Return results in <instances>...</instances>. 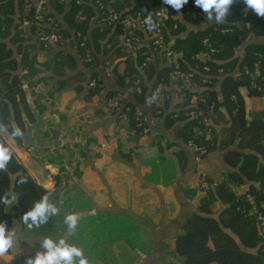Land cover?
<instances>
[{"label":"trees","instance_id":"1","mask_svg":"<svg viewBox=\"0 0 264 264\" xmlns=\"http://www.w3.org/2000/svg\"><path fill=\"white\" fill-rule=\"evenodd\" d=\"M96 1H99V5L103 3L113 8L122 19L126 15L135 17L139 13L144 22L151 13L153 22L160 25L158 35L166 49L180 52L176 61L178 64L156 70V59L162 56L165 50L161 51V55L160 47H156L153 41L156 36L150 35L147 25L144 23L143 26L122 31L124 28L121 30L119 23H102L99 6L94 3ZM38 2L39 0H0V125L11 134L12 118L19 128L24 130L21 110L30 118L32 115L26 103L22 80L26 81L29 87L33 86L32 78L44 64L37 59V53L33 52L35 45L30 43L32 38L19 29L23 19L30 21V35H36V40L42 45L45 41L41 36L51 34L61 37L58 42L66 38L70 43L75 41L80 59L86 64L91 63L92 56L90 45L85 38L91 17L100 24L95 29L96 37H103L110 31L113 36L119 35L122 31L124 39H136L140 43L135 45V53H132L128 43L116 48L113 53L115 58H122L116 64L115 71L120 84L124 85L125 78L130 83L132 75L138 71L137 66L147 59L150 61L144 76L147 83L152 79V93H155L158 83H171L174 70L191 74V87L182 85L179 79H173L177 83L175 110L163 116L165 122L169 127L177 123V132L185 144L192 142L203 147L205 153L199 154L201 158L219 150L224 154V162L230 167L220 183L213 184L205 177L210 186L206 189L200 185L204 195L199 199L197 212L185 222V232L175 238L177 255L184 258V264H264V235L261 234L255 216L249 212L251 205L247 199V194H251L258 209L264 214V108L258 110V117H252V110L247 108L246 95L243 92L245 90L250 98L264 93V43L252 38L264 36V18L247 8L243 0H236L225 23L214 21L182 37L180 33L185 29V20L198 26L204 22V16L207 14L202 10L201 15L192 14L183 6L179 12L173 9L169 19L161 21L156 16V11L165 5L163 0H51L50 7L60 13L67 4L64 17L73 30L69 35L53 19L46 3L43 2L41 17H37L35 11L30 14ZM188 3H195V0H188ZM242 48V56L236 55ZM204 52L210 53L209 58L203 56ZM151 56L154 57V62L151 61ZM68 59L66 54L60 52L53 62H45L44 65H50L52 72L58 74L68 66ZM122 66L124 71L120 73ZM205 66L209 67L208 72L204 71ZM19 68L22 74L17 73ZM220 68L225 69L224 73L219 71ZM256 72H259V76L253 80L252 74ZM145 87L144 94L138 97L142 98L147 93L148 87ZM100 91L98 86L89 89L91 95L99 94ZM179 93L185 95L184 100L179 99ZM193 99L195 102H192ZM129 105L131 106L130 103ZM223 108L226 109L227 115ZM156 109L160 110L158 106ZM194 111L199 113L196 118L191 117ZM163 114L162 111L159 116ZM205 116H211L214 121L216 117L217 120L223 118L225 125L221 126L220 134L214 127L212 137L207 138L203 123ZM128 118L135 128L132 118ZM136 132L139 133L138 130ZM16 139L19 142L22 140ZM0 143L10 148L2 136ZM12 153L7 169L0 171V196L6 192L15 193L21 214L31 210L35 202L45 194H50V202L59 206V198L65 186V168L62 167L59 173L53 176L56 183L54 189L46 190L29 175L15 152ZM58 158L63 159L62 155ZM21 177H27V183L20 184L18 181ZM233 186L242 187L244 191L237 194L232 189ZM218 201L224 206L219 214L213 215L211 207ZM4 221L10 230L12 217L6 211V206L0 204V222Z\"/></svg>","mask_w":264,"mask_h":264},{"label":"crops","instance_id":"2","mask_svg":"<svg viewBox=\"0 0 264 264\" xmlns=\"http://www.w3.org/2000/svg\"><path fill=\"white\" fill-rule=\"evenodd\" d=\"M42 1L47 4L53 19L71 35L73 30L64 17L67 4L60 13L50 7L51 0H39ZM33 13L34 9L30 14ZM204 17V22L198 26L185 20V29L180 36L185 37L190 31L214 22L208 20L207 15ZM22 21L19 29L32 38L30 43L35 45L33 52L37 53V59L41 63L53 62L60 52L69 57V67L66 66L61 73L54 74L50 65L43 64L32 78L33 86L29 87L25 81V89L30 94L28 105L32 118L23 111L21 117L24 127L25 123L35 122L32 111L39 112L43 116V126L33 131L34 139L60 140V143L59 146L47 149L26 147L1 125L0 136L22 161L23 167L35 182L52 191L56 185L53 176L64 167L65 186L59 198V214L50 217L47 224L38 228L27 229L20 220L22 214L16 201L6 206V211L12 217L10 230L16 232V238L9 252L0 257V264H24L25 256L42 251L40 244L46 236L57 242L64 238L68 244L73 239V242L77 241V247L91 250L87 246H90L89 240L91 245L94 243L90 237L98 235L93 227L98 220H109L111 223L103 237L107 247H112L109 242L113 241L115 229L112 220L115 216L122 218V222L132 219L137 223L145 236L141 243L146 244L147 250L136 249L141 255L135 261L131 260V256L128 260L125 255L131 249L126 242L122 243L127 246H121L124 250L120 258L121 264H184V258L176 253L174 242L178 234L185 232L187 219L197 212L199 199L204 195L200 187L201 179L204 176L213 184L220 183L230 167L224 162L222 151L216 150L201 158L183 142L177 132V123L167 126L163 116L175 110L177 83L173 81L174 77L170 84L164 85L165 96L162 98L152 93V79L147 83L148 91L142 98L128 90L127 78L123 81L124 85L120 84L115 71L116 64L122 58H115L113 53L116 48L126 44L122 24L119 25L122 30L119 35L113 36L110 31L103 37H96L95 29L100 24L91 17L85 38L92 56L91 63L86 64L80 59L75 41L70 43L62 39L59 42L47 41L42 45L36 40V35H30V21ZM252 38L264 43V36ZM147 44L148 41L145 45ZM243 50L244 48L238 50L236 55L242 56ZM178 57L180 52L175 54L172 61L158 56L156 70L163 66L177 65ZM151 61H155L153 56ZM123 71L122 66L119 72ZM20 73L22 74L21 71ZM92 80L96 82L95 86L101 88L99 94H90L89 89L93 87L89 86V82ZM119 91L127 93V104L130 103L134 109L145 113L151 125L150 134L137 133L129 118L107 108L106 98L112 92L115 94ZM243 92L247 108L252 110V117H258V110L264 108V93L250 98L245 90ZM157 106L164 112L161 117L159 114L162 111L157 110ZM223 110L227 115L226 109ZM217 119L216 117L214 121L212 118V127L214 129L215 124V129L220 134L221 126L225 124L223 118ZM12 127L19 128L14 121ZM59 155L63 159L58 158ZM47 165H52L53 170L46 169ZM232 189L237 194L244 191V188L238 186H233ZM223 206L219 201L212 205V214H219ZM69 213L79 217L72 233L68 232L67 225L64 224V217ZM128 234L121 233L129 238ZM107 247L105 246L106 250L110 251ZM94 257V264H113L105 255L100 260L99 256Z\"/></svg>","mask_w":264,"mask_h":264},{"label":"clouds","instance_id":"3","mask_svg":"<svg viewBox=\"0 0 264 264\" xmlns=\"http://www.w3.org/2000/svg\"><path fill=\"white\" fill-rule=\"evenodd\" d=\"M163 3L179 12L188 3V0H163ZM234 3L236 0H195V5L207 14V19L214 20L216 23L226 22ZM243 3L247 8L252 9L257 16L264 18V0H243ZM144 23L149 31L156 27L151 13L145 18ZM11 135L16 138H23L24 133L20 128H15L11 131ZM12 155L11 149L0 143V171L7 169ZM18 182L20 184L27 183V177H21ZM49 195H43L38 202H35L31 210L21 215L20 220L28 230L47 224L50 217L59 214L58 206L50 202ZM16 200L17 195L12 192H6L0 196V204L5 206L13 204ZM78 220L79 217L74 213L65 215L64 224L67 225L69 233L75 231ZM15 238L16 232L8 229L7 222H0V257H3L13 247ZM40 249L42 251H36L34 255L25 256L24 264H89L88 258L84 255V250L74 244L66 243L64 238H60L57 242L50 236H46L40 244Z\"/></svg>","mask_w":264,"mask_h":264},{"label":"built area","instance_id":"4","mask_svg":"<svg viewBox=\"0 0 264 264\" xmlns=\"http://www.w3.org/2000/svg\"><path fill=\"white\" fill-rule=\"evenodd\" d=\"M96 5L99 6V10H100V16H101V22H105V21H113L119 24H122V26H124V30H131L134 28H137L138 26H143L144 22L143 20H141L140 18V14L137 13V15L135 17L131 16V15H126L123 19L121 18V15L116 12L115 10H113V8L111 7H107V4H98L99 1L94 2ZM184 7L189 10L192 14H196V15H201V8L197 7L195 5V3L192 4H185ZM43 9V1L42 2H38L36 7L34 8L35 13L37 14V17H41L40 13ZM173 8H171V6L169 5H164L162 7V9H158L156 11V16L159 17L161 19V21L164 20H168L169 19V15L172 13ZM160 25L159 23H156V27L152 30L149 31L150 35L152 36H156L154 41V44L160 47L159 52L161 54V51L165 50V53L160 56L161 59L163 60H167V61H172V59L175 57V52L166 49V45L164 44V42L162 41V39L159 37L158 34H160V29H159ZM148 33V34H149ZM41 39L44 40L45 42L47 41H52V42H57V40L61 39V37L57 34H51V35H46L41 36ZM65 41L69 42V40L64 39ZM124 41L126 43H128V45H130V49L132 50V53L134 52V49L136 48V46L140 43V41L134 39L131 40L130 38H126L124 39ZM206 43V41H205ZM82 45H84V42L82 43ZM136 45V46H135ZM206 45H208L206 43ZM214 51V49H212ZM211 53V51H210ZM210 53H203V56L205 58H209ZM152 58V56H151ZM150 61V59H147L146 62L142 63V65L137 66L138 71L135 72L132 75V80L130 83H128L127 87L128 90L131 91L132 93H135V95L140 96L142 94H144L145 91V86L147 85V81L145 79V68L148 65L147 63ZM210 69L209 67H204V71L208 72ZM219 71L221 73H224L225 69L224 68H220ZM248 72V70H247ZM257 76H259V72H256L255 74H252V78L253 80L257 79ZM173 77L174 79H179L182 82V85L186 86V87H191V83H190V78L192 77L191 74H186L183 73V71L180 70H174L173 71ZM96 84V82L94 80L89 82V86L90 87H94ZM257 85V84H254ZM156 90H155V95L160 96L161 98L164 97L165 93V87L163 84H157L156 86ZM261 89V87H260ZM127 93L126 92H116L115 94H111L110 96H108L105 100V105L107 106V108H109L110 110H113L115 112H121L122 116H124L125 118L131 117L132 120L135 123V128L136 130H138V132L141 135H148L151 132V125L148 123L147 119H146V115L143 111L140 110H136L134 108H132V106L129 105V103L127 104L126 100H127ZM179 99L183 100L185 99V95L183 93H179L178 95ZM213 109L214 105H213ZM212 109V111H213ZM212 111L210 113H212ZM198 111H194L191 113V117L192 118H196L198 115ZM203 123L205 125V132H206V136L207 138H211L213 135L212 132V118L210 117H204L203 118ZM215 127V124H214ZM188 147H190L195 155L199 156V154L205 153V149L201 146H196L195 144H193L192 142H189ZM202 187L204 188H208L210 186V184L207 182V179L203 176L202 177ZM247 199L250 202V209L249 212L251 214H253L257 220V222L259 223V227H260V231L261 234L264 235V214L258 209L257 204H256V200H254L253 196L251 194H247Z\"/></svg>","mask_w":264,"mask_h":264},{"label":"rangeland","instance_id":"5","mask_svg":"<svg viewBox=\"0 0 264 264\" xmlns=\"http://www.w3.org/2000/svg\"><path fill=\"white\" fill-rule=\"evenodd\" d=\"M121 220L122 218L118 216H115L112 220V223L115 229V232H113L114 233L113 239H112L113 241L109 242L110 245H113L112 247L111 246L107 247L108 244L107 242H105V237H103L104 234L107 232V230L110 229L111 223L109 222V220L108 221L98 220L97 224L93 225L94 230L98 232V235L97 236L92 235V238L90 237V239L94 243L93 245H91V241L89 240L90 246H87V248H90L91 250H88V249H87L88 251L84 250V255L85 257L88 258L89 264H94L95 255L99 256L98 257L99 260L102 256L105 255L111 260L110 261L111 263L121 264L120 258L122 257L123 251H124L121 248V246H125V245H122V243H125V242L131 249V251L129 250V252H127L125 255L128 260H130V256H131L132 258L131 260L135 261L136 260L135 258H138L141 255V253L138 252V250L136 249H140L143 251L146 250V244L141 243L142 239H145V236L142 235L141 233L142 230L139 228L137 223L132 219H129V220L126 219L123 222ZM122 228L124 229V231ZM121 233H129L128 234L129 238H127V236L125 237L124 235H121ZM70 243L77 246V241L73 242V239ZM105 246L107 247V249H110V251H107ZM131 264H137V263H131Z\"/></svg>","mask_w":264,"mask_h":264},{"label":"water","instance_id":"6","mask_svg":"<svg viewBox=\"0 0 264 264\" xmlns=\"http://www.w3.org/2000/svg\"><path fill=\"white\" fill-rule=\"evenodd\" d=\"M20 68L19 70L17 71V73H20ZM26 88V83L24 80H22V89L25 91V98H26V103L28 105L29 103V100H28V97H29V92L25 89ZM28 108H29V105H28ZM21 110V109H20ZM29 110L31 111V109L29 108ZM23 110H21V113H22ZM32 113H34L35 115V122L30 124V123H25L24 124V136L23 138H21L22 140V144L26 147H29V146H34V147H40V148H51V147H54V146H59V143H60V140L59 141H41V140H35L34 139V136L32 135L33 131L36 130L37 128H41L43 126V123H42V115L33 110ZM23 114V113H22ZM11 124L13 125V121L15 122L14 119H11ZM16 123V122H15ZM12 129H15L14 127H12ZM53 166L52 165H47L46 166V169L48 170H53Z\"/></svg>","mask_w":264,"mask_h":264}]
</instances>
